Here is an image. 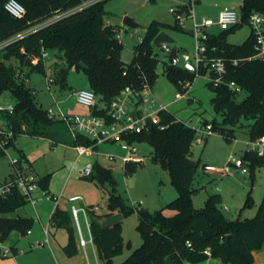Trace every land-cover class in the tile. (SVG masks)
<instances>
[{"label":"trees","instance_id":"obj_1","mask_svg":"<svg viewBox=\"0 0 264 264\" xmlns=\"http://www.w3.org/2000/svg\"><path fill=\"white\" fill-rule=\"evenodd\" d=\"M8 1L0 0V43L52 20L0 50V96L7 92L15 100L12 111L0 110V120L13 131L14 138L8 148L21 162L28 160L18 150L15 141L24 135L50 139L56 144L93 146L97 149L95 142L89 138L82 135L73 138L60 119L50 118L47 110L38 104L35 90L27 83L32 72L45 74L47 63L41 61L34 65L33 57L41 56L42 50L55 54V77L63 89L68 86V70H83L89 81L88 89L96 95L95 104L87 114L109 119L111 103L126 87L141 89L145 82L154 87L159 63L153 43L157 35L166 28L183 30L177 23L170 26L153 21L141 42L135 46L134 58L130 63H125L122 60L124 46L116 39L117 29L108 26V31L104 30L105 4L108 0H100L77 10L92 0H17L26 9L23 18H14L7 12L5 5ZM253 12L264 13V0H244L241 24L218 36L211 35L207 42L208 56L226 59L227 72L223 83L218 86L209 82L206 84L213 93V109L221 120H205V124H211L213 132L228 141L236 139L241 129L246 131L250 141L264 137V57L249 59L256 55L252 34L241 45L227 41L228 35L248 25ZM178 53L171 48L168 58ZM233 60H238V63L234 65ZM80 63L87 68L80 67ZM164 73L181 91L183 84L193 83L196 79L195 74L173 66L169 61L164 62ZM205 74L202 73L203 76ZM231 82H235L241 92L232 91L229 88ZM241 94H245V97L239 100ZM161 120L164 129L153 126L148 131L124 136L123 139L133 144H149L154 162L168 170L178 193L177 198L166 206L172 214L166 213L165 209L152 212L136 210L125 203L116 192L113 169L96 162L88 178L109 193V213L100 216L90 212L93 245L98 257L104 264H113L114 258L122 255L125 247H130L123 238L122 223L107 228L100 225V220L115 212L123 214L124 218L136 212L139 219L137 231L142 244L122 264H166L168 257H172L175 264H201L209 259H219L224 264H253L254 254L264 248V196L252 218L241 217L253 205L251 191L236 219H229L224 214L220 207L223 202L220 193L210 195L203 208H196L193 203V182L201 161L193 159L192 145L197 132L171 112H163ZM0 157L6 158L1 148ZM241 158L252 178L256 168L264 167V158L255 151L246 150ZM137 166L127 163L125 173L132 175ZM50 180L51 175L38 180L40 189L46 194ZM28 204L18 188H12L6 194L0 193L1 243L13 231L26 234L33 228L34 219L9 216ZM51 226L67 231L69 242L64 250L68 257H76L79 254L78 237L71 207L57 206L51 217ZM12 251L16 254L14 248Z\"/></svg>","mask_w":264,"mask_h":264},{"label":"rangeland","instance_id":"obj_2","mask_svg":"<svg viewBox=\"0 0 264 264\" xmlns=\"http://www.w3.org/2000/svg\"><path fill=\"white\" fill-rule=\"evenodd\" d=\"M180 1V0H179ZM244 0H197L195 6V15L197 21H202L203 18L215 19L214 11H218L225 7L241 12ZM176 4L175 0H108L105 4L107 12L105 16V26L110 24L119 29L122 34L121 43L124 46L122 52V60L125 63H130L134 58V48L143 39L147 27L155 20L167 22L169 24L177 23L183 27V30L166 28L164 31L168 33L176 43L171 44L180 53H192L195 50V39L191 34L193 28V20L189 18V14H183L184 21L181 24L175 18V15L170 12L172 5ZM131 18L139 24L137 28H128L124 25V19ZM40 27L37 25L35 28ZM211 35H220L224 31L219 26H213L208 29ZM251 36V28L245 24L231 33L227 37V41L231 44L241 45ZM155 53L159 60L157 67V78L153 87V93L158 102L163 106H168V111L173 113L179 120L184 121L188 126L194 127L197 125V120L203 116L206 120L212 121L214 118L221 120L217 116L211 99L213 93L207 88V77L199 76L195 79L191 88V94L186 98L177 101L179 93L176 86L169 80L164 73V62L169 61L168 53L155 47ZM57 61L55 54L51 53L47 58L46 73L32 72L29 75L28 86L35 90L36 101L44 109H54L55 112L62 110L68 115H85L87 108L79 105L75 101L74 92L80 89H88L89 81L83 70L71 68L67 73V88L63 89L61 84L56 81L55 67L53 64ZM27 71V70H26ZM26 71L25 74L26 75ZM28 72V71H27ZM53 78L54 83L47 84V79ZM245 94L239 95V100H242ZM14 106L15 100L9 93H4L0 96V106ZM203 134L197 132V138H201ZM238 137L228 141L219 133H212L204 136V144L196 142L192 145L193 159L200 160V167L195 175L193 187V203L198 209L205 206L208 197L214 192H220L223 197L221 209L231 219H236L240 214L241 208L244 206L248 193L251 191L253 196V205L246 209L241 217L252 218L255 216L258 207L264 196V167L256 168L255 175L252 178L251 174L242 175L241 172L233 174H212L211 176L204 172V165L215 167V169H223L230 165L232 157H241L244 151L248 148L250 139L244 129L238 131ZM18 144L27 154L28 158L34 166V170L39 176L53 175L56 176L54 190L52 193L61 192L63 184L62 174L64 168L54 172V168L64 158V148L60 145L53 147L52 144L40 138L30 136L18 137ZM137 156L144 160L143 164H139L132 175L125 173V164L118 152L121 151L120 143H106L99 147V153L91 152L80 159L77 164L76 173L79 175L76 180H73L67 188L66 196L73 194H86L89 191H98L99 199L93 204L98 211L105 210V200L109 193H105L103 188L95 181L82 175V171L89 164L93 165L98 162L102 165L111 167L114 172L116 181V192L128 205L133 206L136 210L156 211L165 209V212L172 214V211L166 208L167 204L177 198L178 193L176 187L172 184L170 174L167 169L162 167L158 162L153 160V150L147 143H141L137 146ZM70 150V149H69ZM77 150H70L69 159L75 160ZM124 151V150H123ZM74 155V156H72ZM110 156L116 158L111 159ZM26 162V161H25ZM70 168V167H68ZM10 164L7 158L0 157V184L9 178ZM81 171V172H80ZM61 183V184H60ZM62 186V187H61ZM56 195V194H55ZM77 206V205H76ZM19 212L28 215L32 213L29 205L19 209ZM17 214V213H16ZM82 228L84 237L89 240V235L86 229L85 221L81 216ZM139 223L137 213L124 218L122 222V234L126 244L130 247H125L122 255L117 256L113 260V264H122L134 250L142 244V238L137 231ZM59 236L66 234V230L59 229ZM80 255L75 262L82 264H104L98 257L97 249L94 245L88 244L86 248L79 245ZM10 258H1L0 261H11ZM213 264H222L213 262Z\"/></svg>","mask_w":264,"mask_h":264},{"label":"built area","instance_id":"obj_3","mask_svg":"<svg viewBox=\"0 0 264 264\" xmlns=\"http://www.w3.org/2000/svg\"><path fill=\"white\" fill-rule=\"evenodd\" d=\"M100 0H92L82 6L76 8L80 9L94 2ZM197 0H181L176 6L170 8V12L175 15V18L183 24L185 20L183 14L187 9L189 18L194 22L192 28V35L195 39V50L192 53L184 52L171 56V65L180 67L190 73L195 74L196 78L206 74L209 83H213L215 86L223 83V77L227 72V60L224 58H210L208 56L207 42L211 34L208 29L213 26H219L222 31H227L241 24L242 14L234 9L225 7L223 8L216 19L203 18L202 21H197L195 15V6ZM185 8V9H184ZM5 9L14 18H23L26 15L25 7L17 0H9ZM51 21L39 25L38 28H32L27 32L15 36L11 39L5 40L0 43V50L6 45L10 44L14 40L20 39L29 33L38 30L39 28L48 25ZM248 25L251 28V34L255 39L256 55L249 57V59L263 58L264 57V13L253 12L249 17ZM116 39L121 42L122 34L119 29L116 30ZM162 50L168 54L171 53V48L168 44L162 45ZM49 53L42 50V55L33 57L32 63L34 65L39 64L41 61L46 63ZM233 64H237L238 60H233ZM54 83V79H47V84ZM194 83V82H193ZM193 83L186 82L183 84V90H178L177 100L186 98L191 91ZM229 88L234 92H241V88L236 85L235 82L229 84ZM76 102L84 108L90 109L93 107L96 101L95 93L90 89H80L74 93ZM13 106L7 107L0 106V110L12 111ZM163 112H169L168 106L161 105L153 93V88L145 82L141 89L133 87H126L122 93L111 103L108 111L109 119L105 117L93 116L90 114L85 115H68L62 110L55 112L50 108L47 110V115L50 118L60 119L67 127L69 134L76 138L77 135H82L95 142V146L106 143H120L122 150L125 151V155L121 157L122 161L126 165L127 163L143 164L144 160L137 156L138 148L135 144L123 139L124 136L140 134L144 131H148L153 126H160L164 129L165 126L161 124V114ZM203 117H199L197 125L192 127L196 132L203 135H211L213 132L211 124H205ZM196 140L199 144H204V136ZM14 138L13 131L0 120V148L4 150L6 158L9 161L12 177L9 181L5 182L0 187V193L6 194L11 191L12 188H18L24 195L27 201L35 207L40 201L46 197V193L42 197H36V193L40 190L38 185V179L29 173L28 168L24 162H21L18 156L13 154L8 148L9 142ZM80 156L87 155L96 151L93 146L77 145L75 147ZM248 150L255 151L260 157L264 158V137H261L255 141L248 143ZM114 159L115 156H110ZM93 165L89 164L82 171V175L89 177L92 174ZM223 174H232L234 172H241L242 174H248L249 169L245 165L241 157H232L230 165L220 171ZM97 212V207L87 206H71V213L73 222L76 228L79 245L86 248L88 244L93 245V238L91 232L90 212ZM81 216L83 217L86 225V229L89 235V240L84 237L82 228ZM30 233V231H29ZM0 256L12 257L14 253L11 248L0 242Z\"/></svg>","mask_w":264,"mask_h":264},{"label":"crops","instance_id":"obj_4","mask_svg":"<svg viewBox=\"0 0 264 264\" xmlns=\"http://www.w3.org/2000/svg\"><path fill=\"white\" fill-rule=\"evenodd\" d=\"M175 2H176V4H174L172 6L178 5V3L181 2V0L180 1L175 0ZM221 10L222 9H220L218 11H214L215 19L218 17V14ZM155 21H158V20H155ZM159 22H161V21H159ZM161 23H164V24H167L170 26H174V24H175V23L169 24L167 22H161ZM109 26H112V25L110 24ZM191 34H192V30H191ZM190 94H191V91H190ZM75 101H76V99H75ZM87 113H88V111L85 114H87ZM201 117H203V116H201ZM34 138H40L43 140H47L52 144L53 147H55V146L57 147L58 145H60L64 148V158H63V160L60 159L54 168V172L59 171L61 169V167L64 168L62 171V174L59 175L62 178L61 183L63 184V187L61 186L62 187L61 192L59 191V192L55 193L56 195L52 193V190H54V183H55V180L57 178L56 176H58V175H53L51 180H50L48 194L46 195V197H44L43 200L40 201L35 207H33L30 203L28 204L32 209V213H30L28 215H24V214L20 213L18 210L15 213L9 215L10 217H13V218H16V217L32 218V219H34L35 223H34L33 228L30 230V233H29V231L26 234H21L18 231L11 232L9 237L4 241V245L11 248V249L14 248L16 250V254H14V256L11 257L12 258L11 261H7V262L0 261V264H82L81 262L78 263V262L74 261L80 255L79 246H78L79 254L76 257L70 258L67 256L64 248L69 242V234L66 233V234H61L59 236V233H58L59 229H55L51 226V217H52L57 206H60L61 208H70L72 205L93 207L94 206L93 204L96 203L94 196L97 200L99 199L98 191H95V192L93 191L91 193H89V191H88V192H86V194H73V195L66 196L67 188L70 185V183L79 177V175L76 173L77 164H78V162H80V159L85 157L86 155L80 156L78 154V152L76 151L78 156L76 157L75 160L71 161L69 159V153H70V150H74L75 147L70 146V145L65 144V143H57L56 144L52 140L46 139V138H41V137H34ZM15 143L17 145L18 150L22 151L24 153V155L26 156V159L28 160V162H26V163L24 162V163H25V166L28 168L29 173H31L38 180L40 178H43L42 176H39L36 173V170H34V166H33L32 162L30 161V159L28 158V156L24 152V150L21 148V146L18 144V138L16 139ZM103 145L104 144L99 145L97 147L96 151H94L95 152L94 154H98L99 153V147L103 146ZM135 145L138 146L140 144L137 143ZM246 150H248V148ZM125 154H126L125 151H123L121 148V151L118 152V154H117L118 156H116V157H123ZM72 156H74V155H72ZM68 167H70V168H68ZM203 168H204L203 169L204 172H206L210 176L213 173L214 174L217 173V174L227 175V174L221 173L220 168L215 169V167H212L209 165H204ZM11 172L12 171L10 169L9 178L6 179L3 183H1L0 187L5 182L10 180ZM249 174H251V173L249 172L248 174H242V175L245 176V175H249ZM49 175H52V174H49ZM103 190L105 191V193H108L106 189L103 188ZM44 192L45 191H42L40 189L36 193L35 196L36 197H42ZM215 193H220V192H214L213 194H215ZM108 199H109V194H108V196H106L105 210L103 212H100V210L97 211L96 212L97 215L104 216V215H107L109 213V210L107 208ZM117 213L118 212H115L114 214H117ZM224 214L226 215L225 212H224ZM229 219H231V218H229ZM7 258H10V257H7ZM213 262L222 263V261L219 259H209L206 262H203L201 264H213ZM222 264H224V263H222ZM253 264H264V248L262 251L256 252L254 254V263Z\"/></svg>","mask_w":264,"mask_h":264},{"label":"water","instance_id":"obj_5","mask_svg":"<svg viewBox=\"0 0 264 264\" xmlns=\"http://www.w3.org/2000/svg\"><path fill=\"white\" fill-rule=\"evenodd\" d=\"M124 25L128 28L139 27V24L136 23L135 21H133L129 17H126L124 19ZM104 30L108 31V26H106L104 28ZM175 42L176 41L168 33H166L165 31H162L157 35V37L154 39L153 43H154L155 47L162 49L163 44L171 45V44H174ZM171 63H172V61H171V59H169V64H171ZM80 67H82L84 69L87 68V66L84 63H80ZM123 219H124L123 214L117 213L114 215H110V216L104 218L103 220H100V225L102 227H107V228L115 227V226L119 225L123 221ZM166 264H175L172 260V257L167 258Z\"/></svg>","mask_w":264,"mask_h":264}]
</instances>
